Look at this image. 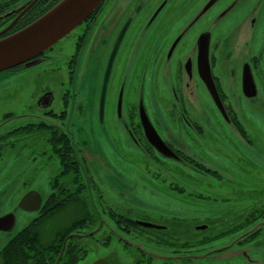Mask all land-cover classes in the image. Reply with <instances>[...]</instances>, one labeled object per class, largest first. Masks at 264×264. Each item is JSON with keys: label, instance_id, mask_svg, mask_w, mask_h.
Instances as JSON below:
<instances>
[{"label": "flooded vegetation", "instance_id": "af4514ba", "mask_svg": "<svg viewBox=\"0 0 264 264\" xmlns=\"http://www.w3.org/2000/svg\"><path fill=\"white\" fill-rule=\"evenodd\" d=\"M33 1L0 0V39L26 27L27 19H38L36 6L29 9ZM115 2L78 28L69 57L56 53L59 42L34 65L0 73L8 89L20 74L55 63L48 71L55 72L58 83L39 97L38 113L0 116V162L15 168L18 161L17 177L30 188L26 195L36 192L42 199L37 212L18 210L22 217L36 214L27 226L17 229L18 214L11 212L16 223L6 224L4 232L13 236L0 250V264H74L75 248L87 251L84 239L96 242L97 235L112 229L141 242L134 264L140 259L141 264H156V259L197 264L203 241L220 239H202L178 218L161 222L129 209L118 213V161L129 160L125 150L132 152L134 167L142 164L181 194L186 191L163 171L172 179L197 180L220 178L212 166L235 157L236 165L246 164L237 142L254 146L241 114L264 101V0H118L124 14L96 54L95 35ZM204 58L223 110L203 79ZM248 77L255 89L246 87ZM145 117L161 143L148 139ZM259 163L264 176V149ZM243 175L236 168L229 177L247 181ZM252 207L225 232L258 223V230L240 244L264 236V189ZM210 228L200 226L196 232ZM109 239L100 241L109 245Z\"/></svg>", "mask_w": 264, "mask_h": 264}, {"label": "rangeland", "instance_id": "374dc122", "mask_svg": "<svg viewBox=\"0 0 264 264\" xmlns=\"http://www.w3.org/2000/svg\"><path fill=\"white\" fill-rule=\"evenodd\" d=\"M78 33L79 29L75 30L70 38L61 41L56 48V53L69 57L70 51H72L71 43L76 39ZM51 67L56 68L57 64L43 65L20 74V77L16 78V82H12L15 84L8 89L4 88L5 75L0 74V116L7 113L21 114L23 110L30 114L38 113L39 97L45 89L49 87L52 89V85L55 83V72L48 71ZM58 77L60 78V75ZM56 100L59 101L58 98ZM244 111L245 114L241 115L244 122L245 119L247 120L245 126L246 128L248 126L250 138L254 142L253 147L247 143L237 142L242 146V150H237L243 154L246 164L236 165L237 157H235L232 159V163L229 161L226 165L212 166L213 169L219 171L220 178L200 177L197 180L172 179V174L169 171H163L168 180H172L186 191L185 194L179 193L178 190L172 192L170 185L154 178L151 172H147L146 168H143L142 164L138 163V167H134L130 161L135 157L132 152L124 149L125 155L130 161H118L120 166L118 174H122V180L118 179V213L121 212L120 209H129L133 214H146L153 220L161 222L170 218H178L188 222L191 232L202 239L220 236V239L211 244H209L210 241L202 244L201 249H198L200 253L197 264H264V236L262 234L252 242L239 243L240 240L251 236L258 230V223L246 226L244 230L237 233L225 234L229 229L235 227L234 218L237 219L246 211L248 213L254 209L252 207L254 200L264 189V176L259 163V156L264 149V117L262 115L264 114V101L259 102L256 108L245 107ZM115 137L120 143H123V137L121 138L120 135H115ZM225 150L231 151L227 148ZM243 151L248 152V155H245ZM12 156L16 157V153L13 152ZM13 159L17 160V158ZM13 164H15V168L0 162V217L16 212L18 214L17 229H19L27 226L36 214L30 213L22 217V213L16 209L30 188H24L21 178L17 177L19 162ZM236 168L239 169L241 175L247 176V181H238L229 177ZM234 173L238 174L239 172L235 171ZM196 226L211 228L209 232H196ZM7 234L0 231V250L13 236V234ZM190 236L192 235L190 234ZM102 238L109 239V245L102 244L100 241ZM237 239L239 240L237 241ZM83 242L87 251L80 255L78 264H94L100 260H104L108 264H134L135 253L137 249L141 248V242L138 239L115 229L101 232L96 236V242L88 239H84ZM191 244L195 245L196 243ZM126 245L129 246L128 249ZM144 251L148 254L169 256L167 251L157 253L155 248H144ZM80 261L82 262L80 263ZM164 262L156 259V264H164ZM177 264H180L179 261Z\"/></svg>", "mask_w": 264, "mask_h": 264}, {"label": "water", "instance_id": "95a60500", "mask_svg": "<svg viewBox=\"0 0 264 264\" xmlns=\"http://www.w3.org/2000/svg\"><path fill=\"white\" fill-rule=\"evenodd\" d=\"M41 0H34L30 8L36 6ZM110 0H60L52 9L42 15L40 18L19 30L18 32L0 39V73L15 69L22 65L30 67L36 63V60L67 38L83 23H85L100 7L98 14L107 6ZM123 11L120 3L116 0L113 8L109 11L106 18L98 29L94 41L93 50L98 54V48H104L117 27V21L121 20ZM106 43V44H105ZM103 45V46H101ZM206 71L203 70L202 76L207 84L212 97L221 110L217 91L211 78L207 58H204ZM246 87L252 86L253 81L248 77L245 81ZM255 89V88H254ZM146 135L155 145L161 143L160 138L150 125L148 119H143ZM42 205V199L36 192L27 194L19 203L17 210L26 212H37ZM16 213V212H15ZM15 213L0 217V231L7 230L9 223H16ZM96 232L90 234L94 235ZM76 237V236H71ZM94 264H108L104 260L97 261Z\"/></svg>", "mask_w": 264, "mask_h": 264}, {"label": "trees", "instance_id": "16d2710c", "mask_svg": "<svg viewBox=\"0 0 264 264\" xmlns=\"http://www.w3.org/2000/svg\"><path fill=\"white\" fill-rule=\"evenodd\" d=\"M60 0H41L37 5H36V14H37V17L36 18H40L42 15H44L46 12H48L50 9H52L58 2H59ZM101 8V7H100ZM100 8L95 12V14H97V12H99V10H100ZM94 14V15H95ZM37 20V19H36ZM29 22H32V21H29L28 19L26 20V22H25V24L27 25H29ZM24 24V25H25ZM31 24V23H30ZM24 25H22V26H24ZM25 25V26H26ZM27 25V26H28ZM46 215H48V214H46ZM48 216H51V215H48ZM43 221H45V220H43ZM74 223L75 224H78L79 223V220H75L74 221ZM228 233H230V231L228 232ZM211 240H213V239H211ZM210 240V241H211ZM67 242V241H66ZM66 242H65V244H66ZM204 243H206V242H208L207 240H205V241H203ZM66 246V245H65ZM65 246H64V248H65ZM2 252H0V254H1ZM80 255H81V253H80V250H78L77 249V247L75 248V250H74V264H78V262H79V260H80ZM63 256V255H62ZM141 260V262L143 263V261H142V259H140ZM141 262H138V264H141ZM151 264V263H150Z\"/></svg>", "mask_w": 264, "mask_h": 264}]
</instances>
